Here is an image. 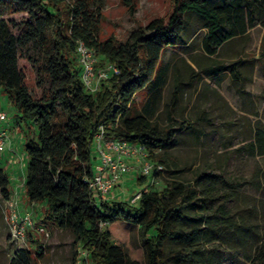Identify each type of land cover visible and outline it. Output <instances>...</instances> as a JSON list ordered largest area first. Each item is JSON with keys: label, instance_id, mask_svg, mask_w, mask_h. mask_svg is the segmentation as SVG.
Masks as SVG:
<instances>
[{"label": "trees", "instance_id": "16d2710c", "mask_svg": "<svg viewBox=\"0 0 264 264\" xmlns=\"http://www.w3.org/2000/svg\"><path fill=\"white\" fill-rule=\"evenodd\" d=\"M123 1L132 6V0ZM174 2V13L167 21L154 19L133 30L125 42H119L115 38L100 39L104 0H0V90L9 95L20 120L35 121L39 129L37 139L26 143L27 200L31 204L46 202L45 220L69 231L74 248L86 250L91 264H139L122 246L113 243L109 230L100 227L101 223L109 226L120 220L138 228L146 264H194L201 258L199 246L205 237L207 243L218 238L224 241L249 264H264V236L259 235L255 225L247 230L244 223H238L224 203L237 197L239 182L208 172L209 165L197 170L192 183L175 180L161 192L151 189L137 204L97 203L84 182L94 173L93 143L101 126L108 138L145 146L151 161L158 150L168 153L176 146L174 118H169L172 127L166 130L139 113L134 101L141 92L157 98L165 90L170 67L161 64L162 54L167 48L189 47L192 39L187 17H197L203 23L202 49L210 60L205 66L194 60L197 71L187 64L190 78L196 82L200 74H229L239 85L238 92L246 93L241 70L253 61L236 60L226 65L217 57L223 48L250 32L253 2ZM4 9L19 20L3 17ZM62 9L68 17L66 22ZM79 42L95 50L96 69L113 65L119 70L95 93L88 92L82 81ZM21 58L37 67L43 90L40 99L29 90L26 75L19 67ZM174 81V96L168 104L170 115L178 107L184 85L182 75ZM199 120L207 122L206 118ZM199 124L186 122L181 129L195 134L198 142L204 130ZM240 151L264 157L262 121L255 122L252 138ZM146 180L140 179L141 183ZM0 194L4 202L13 194L9 175L2 168ZM248 231L257 245L254 255L240 251L248 242L244 240ZM226 234L230 237H224ZM35 245L44 251L41 244ZM79 256L75 252L74 264ZM202 261L206 264L207 257Z\"/></svg>", "mask_w": 264, "mask_h": 264}, {"label": "rangeland", "instance_id": "374dc122", "mask_svg": "<svg viewBox=\"0 0 264 264\" xmlns=\"http://www.w3.org/2000/svg\"><path fill=\"white\" fill-rule=\"evenodd\" d=\"M251 1L253 11L250 17L253 27L247 36L223 48L217 60L226 65L236 60L253 61L241 70L243 75L248 77L244 82L245 90L252 97L243 98L241 95L240 97L237 92L239 85H235L233 79L226 73L220 76L222 82L220 87L216 88L213 79H209L210 82L199 81L197 85L187 86V83L191 82V71L187 67L186 60L192 62L195 60L203 66L210 62L202 49V39L205 34L203 23L197 17L190 16L187 17L192 39L189 47L167 48L162 54L161 64L170 67L165 90L157 98L145 92L139 93L135 97L134 106L139 113L158 122L166 130L172 127L169 125L171 123L169 118L173 117L175 120L173 128L177 132V144L169 149L168 153L158 150L156 159L151 161L153 164L165 166V171L154 178L151 189L161 192L175 180L192 183L197 170L205 169L209 165L211 168H208V172L213 171L224 179L239 182L237 197L224 203L232 211L238 223H244L247 230L255 225L259 235L264 236V157H252L240 151L252 138L255 122L257 120L264 122V0ZM102 7L104 10L100 39L105 41L115 38L119 42H125L130 33L139 26H146L158 18L167 21L174 13L175 2L174 0H132L130 7L123 0H104ZM62 11L65 13L64 9ZM2 16L19 20L15 16H9L6 9L2 11ZM63 18L66 22L68 18L66 13ZM19 67L26 75L31 93L36 98H42L43 90L39 85L37 67L23 58L19 60ZM178 75H182L184 85L181 88L178 107L170 115L168 104L174 96L176 85L174 78ZM0 111L8 115L7 123L4 125L7 126L10 137V143L0 154V168L9 175L12 189L14 181L18 185L25 181L29 161L26 143L31 139H37L39 129L35 121L20 120L17 107L11 102L9 95L2 90H0ZM201 118H206L207 122L199 120ZM186 122H193L196 125L198 122L202 129H212L215 136L197 142L194 138L195 134L192 135L191 132L181 129ZM96 163V158H93L94 168ZM133 173L127 183L115 189L116 195H112L111 201L132 203L130 201L132 194L143 186H150L149 182L152 180L147 179L146 182L141 183L139 167H136ZM119 187L123 189L121 195L117 194ZM25 192L24 189L21 193V204L24 210H29L33 214L35 227L27 232L24 241H14L12 228L5 220L3 207L5 202L0 194V264H74L75 252L80 255L81 248H74L73 235L46 221L47 203L31 205ZM42 227L50 234L49 238L38 232ZM105 229L111 233L113 243L122 246L132 260L146 264L136 226L120 220ZM249 233V231L245 233L247 236L244 240L248 242L240 251L246 255H254L257 245ZM224 237L230 236L226 234ZM207 240L205 237L202 245L199 246L201 258L194 264H205L202 259L206 257V264H249L242 254L229 249L219 238L213 243H207ZM36 243L41 244L44 251H40ZM172 246L178 248L170 245Z\"/></svg>", "mask_w": 264, "mask_h": 264}, {"label": "built area", "instance_id": "2783aa9c", "mask_svg": "<svg viewBox=\"0 0 264 264\" xmlns=\"http://www.w3.org/2000/svg\"><path fill=\"white\" fill-rule=\"evenodd\" d=\"M78 62L82 68V81L86 90L90 93L97 92L102 83L110 80L113 74H118L119 70L113 65L96 69L98 57L94 49L88 47L84 42H79L77 46ZM8 115L0 111V154L5 151L10 143L7 131ZM93 156L97 163L91 177L85 179L88 188L93 192V198L97 203L109 202L113 199L115 189L127 183L130 175L136 167L140 168L141 177L152 180L150 186H143L131 195L132 204H137L142 196L151 190L154 183L155 174L159 175L165 171L163 164H153L150 160L151 154L147 148L138 143H131L123 138L112 139L105 134V129L101 126L94 137ZM25 181L18 185L13 183V194L9 201L4 203L5 220L12 228L14 241H24L27 232L35 227L33 214L29 210L23 209L21 193L24 192ZM123 189L119 187L117 194L121 195ZM113 195V196H112ZM34 204V203H33ZM107 223H101V228H106ZM39 233L50 237L45 228H39ZM81 248V247H80ZM80 257L77 264H90L89 254L86 250L80 249Z\"/></svg>", "mask_w": 264, "mask_h": 264}, {"label": "crops", "instance_id": "0c3cea01", "mask_svg": "<svg viewBox=\"0 0 264 264\" xmlns=\"http://www.w3.org/2000/svg\"><path fill=\"white\" fill-rule=\"evenodd\" d=\"M185 47H188V46H185ZM246 62H249V60H245ZM186 63L188 64V65H191L194 69H195V71H197V69H196V66L194 65V63L191 61V60H189V59H187L186 60ZM246 64H248V63H246ZM245 64V65H246ZM245 67V66H244ZM200 77H201V79H198L196 82H194L191 78H190V83H187V86H190V84H191V86H194V85H197L198 84V82L199 81H202L203 83H206V82H210V81H208L209 79H213L216 83H215V85H216V88L217 87H220V85L222 84V82H221V79H220V75L219 74H217V75H204V74H200ZM208 77V78H207ZM244 77H245V80L243 81V82H245L247 79H248V77L247 76H245L244 75ZM207 80V81H206ZM234 83V82H233ZM235 85H236V83H235ZM244 85V90H245V83L243 84ZM238 92V91H237ZM245 92L246 93H244L243 95L242 94H240V93H238V95L240 96H242L243 98H246V96H248V97H252V95L249 93V92H247L246 90H245ZM240 96V97H241ZM250 102H251V100H250ZM263 122V121H262ZM264 123V122H263ZM209 136H215V133L213 132V130L212 129H210L209 128V130H203L202 131V134H201V140H203V139H205V138H209ZM201 140H199V141H201ZM198 141V142H199ZM211 142H213V140L211 141ZM132 174H134V173H132ZM131 174V175H132ZM130 175V176H131ZM31 205H34V204H31Z\"/></svg>", "mask_w": 264, "mask_h": 264}]
</instances>
